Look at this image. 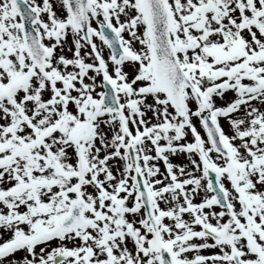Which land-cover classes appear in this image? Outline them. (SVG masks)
<instances>
[{
  "label": "snow or ice",
  "instance_id": "1",
  "mask_svg": "<svg viewBox=\"0 0 264 264\" xmlns=\"http://www.w3.org/2000/svg\"><path fill=\"white\" fill-rule=\"evenodd\" d=\"M0 264H264V0H0Z\"/></svg>",
  "mask_w": 264,
  "mask_h": 264
},
{
  "label": "rangeland",
  "instance_id": "2",
  "mask_svg": "<svg viewBox=\"0 0 264 264\" xmlns=\"http://www.w3.org/2000/svg\"><path fill=\"white\" fill-rule=\"evenodd\" d=\"M230 95L231 94H227L225 98L227 99ZM221 123L223 124V126L225 128V131L227 132L228 128H227L226 123L224 121H221ZM172 162L173 163H180V164H182V163H186V159L184 157H182V156H177V157H173L172 158Z\"/></svg>",
  "mask_w": 264,
  "mask_h": 264
}]
</instances>
